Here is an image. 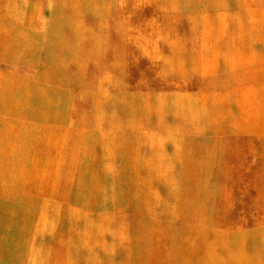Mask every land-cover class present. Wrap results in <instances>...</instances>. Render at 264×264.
Returning a JSON list of instances; mask_svg holds the SVG:
<instances>
[{
    "label": "rangeland",
    "instance_id": "obj_1",
    "mask_svg": "<svg viewBox=\"0 0 264 264\" xmlns=\"http://www.w3.org/2000/svg\"><path fill=\"white\" fill-rule=\"evenodd\" d=\"M0 264H264V0H0Z\"/></svg>",
    "mask_w": 264,
    "mask_h": 264
},
{
    "label": "bare ground",
    "instance_id": "obj_2",
    "mask_svg": "<svg viewBox=\"0 0 264 264\" xmlns=\"http://www.w3.org/2000/svg\"><path fill=\"white\" fill-rule=\"evenodd\" d=\"M50 110H51V109H50ZM54 112H56V111H54ZM196 126H197V125H196ZM168 127H169V126H168ZM168 127H167V128H168ZM169 128H171V127H169ZM155 129H156V128H155ZM193 129H194V128H193ZM169 130H170V129H169ZM165 132H166V131H165ZM167 132H168V131H167ZM170 132H171V131H170ZM174 132H175V130H174ZM168 134H169V133H168ZM170 134H171V133H170ZM175 134H176V133H175ZM143 141H144V140H143ZM143 144H144V143H143ZM147 144H148V143H147ZM158 151H159V150H158ZM146 156H147V155H146ZM161 157H162V153H161ZM144 160H145V159H144ZM157 160H158V159H157ZM156 164H157V163H156ZM142 168H143V167H142ZM157 168H158V167H157ZM156 171H157V170H156ZM137 172H138V169H137ZM165 172H166V171H165ZM156 173H157V172H156ZM166 173H167V172H166ZM146 174H147V172H146ZM146 174H145V175H146ZM161 176H162V175H161ZM156 177H157V176H156ZM162 177H163V176H162ZM163 179H164V178H163ZM158 180H159V179H158ZM155 189H157V188L155 187ZM155 198H156V197H155ZM145 200H146V199H145ZM141 202H142V201H141ZM155 203H156V202H155ZM130 205H131V204H130ZM143 205H144V201H143ZM90 208H91V207H90ZM145 209H146V207H145ZM145 209H144V210H145ZM154 209H155V208H154ZM134 211H135V210H134ZM129 213H130V212H129ZM140 213H141V212H140ZM146 213H147V212H146ZM133 214H134V213H133ZM142 214H143V213H142ZM142 214H141V215H142ZM147 214H148V213H147ZM148 216H149V215H148Z\"/></svg>",
    "mask_w": 264,
    "mask_h": 264
}]
</instances>
